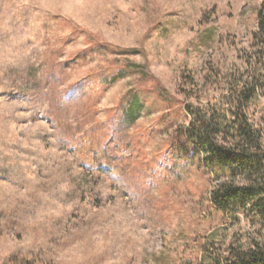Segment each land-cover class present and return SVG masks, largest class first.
Returning a JSON list of instances; mask_svg holds the SVG:
<instances>
[{
	"label": "rangeland",
	"instance_id": "374dc122",
	"mask_svg": "<svg viewBox=\"0 0 264 264\" xmlns=\"http://www.w3.org/2000/svg\"><path fill=\"white\" fill-rule=\"evenodd\" d=\"M261 10L0 0V264H209L264 241L254 214L212 204L225 178L186 134L189 103L253 77L264 142Z\"/></svg>",
	"mask_w": 264,
	"mask_h": 264
},
{
	"label": "trees",
	"instance_id": "16d2710c",
	"mask_svg": "<svg viewBox=\"0 0 264 264\" xmlns=\"http://www.w3.org/2000/svg\"><path fill=\"white\" fill-rule=\"evenodd\" d=\"M258 17L264 33L262 10ZM235 87L227 91L223 105L201 108L189 103L192 120L186 134L204 152L203 161L213 176L225 178L211 194L212 204L223 212L248 211L264 226V142L246 109L256 96L257 83L252 77ZM222 251L223 245L217 244L218 258L209 264H264V241H253L248 248L230 244L225 260Z\"/></svg>",
	"mask_w": 264,
	"mask_h": 264
}]
</instances>
